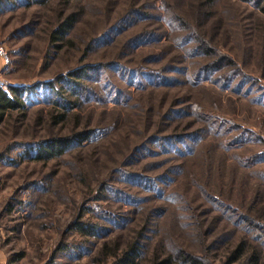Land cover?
<instances>
[{"label": "rangeland", "instance_id": "1", "mask_svg": "<svg viewBox=\"0 0 264 264\" xmlns=\"http://www.w3.org/2000/svg\"><path fill=\"white\" fill-rule=\"evenodd\" d=\"M202 4L0 0V87L24 90V108L0 125V264H111L113 245L129 242L141 264L159 246L239 264L227 258L240 240L264 264V16L241 0ZM70 14L56 47L51 33ZM196 37L233 65L194 80L209 60ZM83 67L85 95L65 106ZM212 117L218 132L205 130ZM196 128L189 149L156 139ZM244 129L254 135L227 141ZM83 130L88 140L34 158L38 144Z\"/></svg>", "mask_w": 264, "mask_h": 264}, {"label": "trees", "instance_id": "2", "mask_svg": "<svg viewBox=\"0 0 264 264\" xmlns=\"http://www.w3.org/2000/svg\"><path fill=\"white\" fill-rule=\"evenodd\" d=\"M47 0H24L25 4L35 3L38 5L44 4ZM67 1V0H66ZM205 0H197L199 4L203 3ZM245 3H248L252 5L254 8H256L263 16H264V0H241ZM205 3V2H204ZM204 5L202 4L201 9ZM75 23V16L73 14H70L65 17V19L60 22V24L57 26V28L51 33V41L53 44L58 47L60 43H62V38L64 35L67 34V32L71 29L73 24ZM163 33V32H162ZM161 34H158L156 38H160ZM197 38V44L193 45V51L198 53L201 56H204L205 58H208L207 60L208 65L203 67L201 71H197L194 73L193 77L194 80H197L202 77H208L210 74L214 73L215 71H220L224 66H232L233 63L228 59L224 58L222 55L219 54V52L214 51L213 46L208 43L204 42L203 40ZM60 47V46H59ZM87 67H83L82 69L78 70L77 72H70L69 78L71 80H67L68 83L71 84L69 87L70 90L69 93L74 96L76 95V99L67 101L63 100V105L65 106H73L75 105L77 99L83 97L85 95V87H83L82 84L76 82V79L80 78H86L89 71L87 70ZM220 75L219 78L222 76ZM68 78V77H67ZM232 78H234L231 75H228V73L225 74V76L222 78L224 83H228ZM23 88L20 87H14V86H8L6 89H3L0 87V125L4 122L6 116L9 112L12 111H21L24 108V102L22 99L23 94ZM78 91V93H76ZM199 110V109H198ZM190 113L197 112L196 109L193 111H189ZM169 112V116H170ZM174 115V114H173ZM211 124L207 126V129L205 130H211L213 132H218L221 130L222 127H224L223 122L218 118H211ZM222 126V127H221ZM184 129V127H183ZM182 129V130H183ZM204 128L202 129H193L192 132L189 133H182L177 132L176 134H169L167 136L157 137V142L161 145L163 143H177V142H183L185 143V148L189 149V143L192 141H196L199 139L200 132L205 131ZM207 132V131H206ZM243 132V133H242ZM244 133L251 137L253 136L252 131H246L245 129L241 132H239L237 135H234L227 139V141L230 144L234 143H241L244 137ZM92 135V133L83 130L80 132H76L68 137H57V138H50L46 140L45 142H42L41 144H38L36 148V155L35 159H42V158H50L54 157L58 154H60L64 149L68 147V145L72 142H78L82 143L83 141L88 140V138ZM240 217V216H239ZM238 217V218H239ZM241 220L246 226L245 230L250 233L254 229H256V220H253L251 218L247 219V217L242 216ZM80 231L81 233H86V235H90L93 231H96V227H92L90 225L81 224L80 225ZM259 233L263 231L262 227L260 226L258 228ZM263 235V234H262ZM117 245H113L111 248L109 255H112L114 258L113 262L111 264H141V261L138 260V257L140 255V246L138 244H135L134 242H129L122 250H118ZM161 246L156 248V252L152 254L150 258L149 264H206L203 258L197 257L192 255V253L188 252L185 249L182 248H176L169 253H162ZM164 255V256H162ZM233 262H239V264H258L259 262V256L257 255V248L254 244H246L244 240H240L236 246L231 250L228 258L227 263H233Z\"/></svg>", "mask_w": 264, "mask_h": 264}, {"label": "built area", "instance_id": "3", "mask_svg": "<svg viewBox=\"0 0 264 264\" xmlns=\"http://www.w3.org/2000/svg\"><path fill=\"white\" fill-rule=\"evenodd\" d=\"M0 55L3 56V57L5 56V53H4V51L2 50V48H0Z\"/></svg>", "mask_w": 264, "mask_h": 264}]
</instances>
